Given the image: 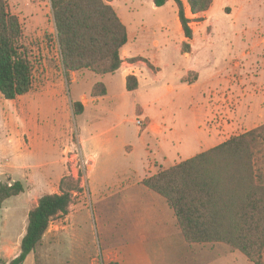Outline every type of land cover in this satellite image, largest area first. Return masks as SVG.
<instances>
[{"label": "rangeland", "instance_id": "1", "mask_svg": "<svg viewBox=\"0 0 264 264\" xmlns=\"http://www.w3.org/2000/svg\"><path fill=\"white\" fill-rule=\"evenodd\" d=\"M183 1L192 20V41L185 39L173 0L162 7H156L154 0H107L129 30L134 56H126L125 67H144L138 71L143 87L129 92L124 71L115 76L90 71L88 77L82 72L66 76L50 0H8L11 13L22 24L23 44L35 69L29 93L14 100L0 96V183L21 181L25 187L24 193L3 205V262L20 253L28 214L39 198L59 193L66 179V190L71 183L81 190L73 193L69 214L51 223L26 264H105L122 255L117 246L136 240L143 241L154 264H253L226 244L186 243L172 210L155 192L144 186L121 192L135 183L128 164L144 155L139 137L147 122L136 113L137 104L173 127L172 132L160 128L166 135L161 137L159 154L155 151L157 158L151 156L150 169L146 168L152 174L187 160L193 150L198 153L203 128L215 127L217 143H222L264 123V0H214L202 14H192L188 0ZM186 41L192 51L194 45L191 58L182 52ZM145 68L160 72L158 84ZM191 68L200 70V79L189 86L199 78L197 72L187 73ZM73 77L87 78L72 82ZM97 82L109 86L110 103L91 104L83 115H74L73 104ZM157 87L161 100L148 106L155 95L150 90ZM138 119L143 125L137 124ZM101 133L92 149L98 164L89 172L94 160L83 146L92 143L85 139ZM142 134L149 139L146 132ZM155 142L149 139L152 151ZM190 143L194 148L187 149ZM129 145L137 146L136 155L127 149Z\"/></svg>", "mask_w": 264, "mask_h": 264}, {"label": "trees", "instance_id": "2", "mask_svg": "<svg viewBox=\"0 0 264 264\" xmlns=\"http://www.w3.org/2000/svg\"><path fill=\"white\" fill-rule=\"evenodd\" d=\"M60 49L68 76L83 70L98 75L116 73L123 64L121 51L128 43V29L107 0H50ZM168 0H154L162 7ZM185 37L193 39L192 20L182 0H173ZM214 0H188L192 14L207 12ZM20 19L12 14L8 0H0V96L14 100L33 88L34 63L23 44ZM189 52L190 43L185 42ZM139 88L136 76L127 77V90ZM107 94L97 83L93 97ZM80 102L75 115L83 113ZM148 125H146L147 127ZM39 198L28 214L20 253L10 262L24 264L43 241L51 223L69 214L73 193L81 188L71 183L66 190ZM165 199L177 226L189 244L222 243L240 251L251 263L264 264V125L231 136L221 144L185 161L158 171L142 181ZM25 192L21 181L0 183V219L4 203ZM106 264H120L111 261Z\"/></svg>", "mask_w": 264, "mask_h": 264}, {"label": "crops", "instance_id": "3", "mask_svg": "<svg viewBox=\"0 0 264 264\" xmlns=\"http://www.w3.org/2000/svg\"><path fill=\"white\" fill-rule=\"evenodd\" d=\"M183 1V0H182ZM170 0L167 1V3H169ZM166 3V4H167ZM184 3V1H183ZM214 3V2H213ZM212 7V6H211ZM184 8H185V5H184ZM209 11V10H208ZM207 11V12H208ZM185 12H186V9H185ZM118 13V12H117ZM206 13V12H204ZM199 14H202V13H199ZM119 15V14H118ZM186 16L188 17V15L186 14ZM121 18V17H120ZM189 18V17H188ZM123 21V20H122ZM124 23V22H123ZM125 24V23H124ZM126 25V24H125ZM127 26V25H126ZM182 27V26H181ZM128 29V27H127ZM183 30V29H182ZM193 37H194V33H193ZM186 40H188L186 37H185ZM193 40V39H192ZM191 40V41H192ZM187 42V41H186ZM194 44V43H193ZM131 46V43H130V37H129V30H128V43L125 45V47L122 49L121 51V57L123 59V64L121 66V68L114 74H108V75H113L115 76L118 72H121V71H124V78L126 79V89H127V77L129 75H134L137 77L138 81H139V88L135 91H129V92H140L141 88L143 87L142 86V78H141V75H143L141 73V75L138 73V71H140V69L144 68L143 65H137V64H129L128 67H125L124 65V60L126 58L127 55H129V57H132L134 55H132V50L130 48ZM183 53L186 54L187 58H191L194 56V45H193V51L191 50V45H190V50L189 52H185L182 50ZM125 54V55H123ZM154 65L156 66L155 62H153ZM157 67V66H156ZM159 68V67H158ZM147 70L150 71V73H152L154 75V82L153 84H158L159 83V79L157 78V73H160V72H154L153 70L149 69V68H145ZM86 71L88 70H83V71H79V72H72L70 73L73 74V76H75L76 74H80L81 72L82 73H86ZM189 71H194V72H197L199 74V78H197V80L193 81V82H189L188 85L189 86H192V85H195L196 83H198V80L200 79V70L196 69V68H191L187 71V73ZM91 72V71H90ZM69 75V76H70ZM87 75V73H86ZM67 76V75H66ZM88 77V75H87ZM86 77V78H87ZM84 78V79H86ZM113 78V77H112ZM115 78V77H114ZM84 79H77L76 77H73L72 79V82H77V81H84ZM97 83H103V82H97ZM95 83L92 87V89L90 91H87V92H82L81 95H80V103H82L84 109H83V113H81L80 115H83L86 110L89 108V106L91 104H99L100 102H104L105 100L108 101V103H110V88L107 84L103 83L106 87V90H107V94L104 95V96H99V97H93L92 96V91H93V88L94 86L97 84ZM185 83V82H183ZM188 86V87H189ZM230 88V86H229ZM159 89V87L157 88H154L152 90H150V93L152 94L153 92H155V95H154V99L152 101H149L148 103V106H151V104H156L158 103L160 100H161V95H159L161 92L157 91ZM173 87L171 85H168V90L169 91H172ZM128 91V90H127ZM157 94V95H156ZM3 98V97H2ZM4 101V100H3ZM1 99H0V103H1ZM137 106H139V110L136 112L140 117H142V119L144 120V122H147L146 125L147 128L143 131V132H146V134L148 135L149 139L151 140H155V144H154V148L155 150L152 151L151 148L152 145L149 144V139L148 138H144L142 137V130H141V133H140V137H139V140L141 141L142 143V147H143V150H144V155L141 156L140 155V161H134V163L132 162V164H128V173L130 174V180H135V183L133 185H130L128 186L127 188L123 189L121 192L124 193L125 191H129L130 189H133L132 186H141L143 187L144 185L142 184V181L148 177H151L153 176L154 174L156 173H149L148 170L150 169L149 165H150V160H151V156H155V158H157V154H159V150L162 149V138L163 136L166 135V133L164 131H162L160 128H167V130L169 131H173V127L172 125H169L167 122H165L164 119L160 120L158 116H156L155 112H146V107L145 106H142L140 104H137L135 108H137ZM100 108V107H99ZM104 112H108V110L104 107L103 108ZM95 113L98 112V110H94ZM140 113V114H139ZM75 115V114H74ZM79 116V115H78ZM262 118V117H261ZM264 118V117H263ZM262 118V119H263ZM142 119H138V120H141L142 123H143V120ZM261 125L264 124L262 122H260ZM260 125H255V127H252L250 129H248L247 131L253 129V128H256ZM159 129L158 131H156V129ZM201 128V127H200ZM204 130L202 131V134H201V138L199 139V142L202 144L201 146V152L199 151L198 153L196 151L193 150V152H191L189 158H192L194 156H196L197 154L199 153H202L210 148H213L221 143H217V140H218V135H216V128L213 127V128H203ZM166 130V129H165ZM162 131V132H161ZM246 132V131H245ZM163 133V135H159L157 136L156 134H161ZM93 135V136H92ZM90 135V138L89 140L88 139H85V142H91L92 146L89 148L87 146H83V148H86V155H88L87 153H89L90 157H93V160L94 162L90 165H88L89 168H91L89 170V172L93 171L95 168H96V165L98 164V159H97V156L96 155H93L92 154V149L95 147V145H98L99 142H100V137L103 136V133L101 134H92ZM217 143V144H216ZM181 144V143H179ZM191 144V145H190ZM187 147V149H192L194 148V143H190ZM151 146V147H150ZM161 147V148H160ZM204 147V148H203ZM91 149V150H89ZM127 149L130 151V153H135L136 155V152H137V146H127ZM155 151L157 152V154H155ZM139 154V153H138ZM159 158H161L162 160H165L166 158L164 156H159ZM188 158V159H189ZM152 161V160H151ZM157 162V161H156ZM158 163V162H157ZM159 166H163V165H160ZM146 168H149L147 171H146ZM149 173V174H146ZM96 185H93V189L95 188ZM145 187V186H144ZM147 188V187H145ZM148 189V188H147ZM92 190V188H91ZM141 190V193H144L146 194L147 191H144L143 189H140ZM100 192V190H99ZM148 194V193H147ZM173 212V211H172ZM173 217H174V214H173ZM175 218V217H174ZM176 220V219H175ZM28 225V223H27ZM176 227H177V230L179 231L180 235L182 236L181 234V231L179 230L178 226H177V221H176ZM27 228V227H26ZM26 234V230H25V233L23 234L22 238L24 237V235ZM183 237V236H182ZM184 239V238H183ZM185 240V239H184ZM21 243V242H20ZM187 243V241H186ZM189 244V243H188ZM218 244H221V243H210V244H203V245H210V246H216ZM117 248H120L122 249V255L116 257L115 259L111 260V261H116L120 264H154V262L146 255L145 253V247H144V243L142 240H136V241H133V242H130V243H127L123 246H117ZM19 255V253H17L16 255H14L9 261H7L6 263L10 262L11 260H13L15 257H17ZM30 255L27 257L26 261L24 262V264H26V262L28 261ZM111 261H105V264L106 263H109Z\"/></svg>", "mask_w": 264, "mask_h": 264}, {"label": "built area", "instance_id": "4", "mask_svg": "<svg viewBox=\"0 0 264 264\" xmlns=\"http://www.w3.org/2000/svg\"><path fill=\"white\" fill-rule=\"evenodd\" d=\"M137 124H138V125H143V123H142L141 120H138V121H137Z\"/></svg>", "mask_w": 264, "mask_h": 264}]
</instances>
